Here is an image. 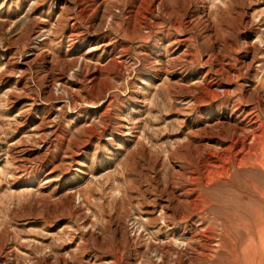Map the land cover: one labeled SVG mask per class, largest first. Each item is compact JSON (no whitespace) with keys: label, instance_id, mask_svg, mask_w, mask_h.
<instances>
[{"label":"rangeland","instance_id":"1","mask_svg":"<svg viewBox=\"0 0 264 264\" xmlns=\"http://www.w3.org/2000/svg\"><path fill=\"white\" fill-rule=\"evenodd\" d=\"M0 264H264V0H0Z\"/></svg>","mask_w":264,"mask_h":264}]
</instances>
